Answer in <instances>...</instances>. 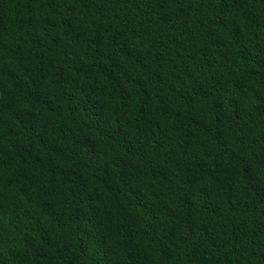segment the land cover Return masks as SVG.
<instances>
[{"label":"trees","instance_id":"16d2710c","mask_svg":"<svg viewBox=\"0 0 264 264\" xmlns=\"http://www.w3.org/2000/svg\"><path fill=\"white\" fill-rule=\"evenodd\" d=\"M0 264H264V0H0Z\"/></svg>","mask_w":264,"mask_h":264}]
</instances>
